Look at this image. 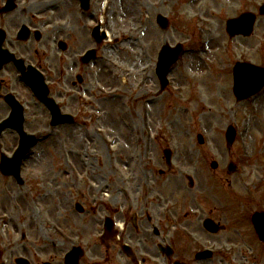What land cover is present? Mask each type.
<instances>
[{
  "label": "rangeland",
  "instance_id": "1",
  "mask_svg": "<svg viewBox=\"0 0 264 264\" xmlns=\"http://www.w3.org/2000/svg\"><path fill=\"white\" fill-rule=\"evenodd\" d=\"M35 2L41 9L57 0ZM32 3L21 1L18 14L31 9ZM263 3L264 0H93L92 12L86 15L76 0H63L60 11L49 14L53 22L77 14L89 29L106 30L111 40L98 47L91 39V30L87 41L83 40L84 46L99 51V58L94 63L90 95L85 97L91 105L83 109L84 117L78 118L80 124L54 131L51 139L35 148L23 174L24 187L13 180L3 181L0 175V217L13 220L7 229L0 219V240L7 241L9 234L19 239L15 234L28 230L26 226L49 229L52 222H62L54 208V188L50 185H54L60 169L73 174L64 159H71L79 173L100 177L99 183L90 185L102 199L104 175L111 172L112 178L119 176L123 165L130 161L137 171L149 147L153 149L152 157L155 149L160 157V148L177 151L175 165H180L178 161L182 159L192 163L204 160L209 162V168L212 161L224 169L232 162L242 166L234 176L223 171V181H234L231 191L222 192L224 206H234V218L243 230L248 222L246 212H264V183L259 181L264 179V93L243 103H238L233 94V69L237 63L264 67V19L251 39L230 40L226 34L228 20L245 12H258ZM36 12L32 10V14ZM159 15L170 20L167 31L157 25ZM127 37L130 40L125 42ZM203 37L210 44L209 53H199ZM167 44H182L188 53L173 70L169 88L162 91L156 70L160 51ZM34 105L32 102L31 111L38 115L41 109ZM33 118L29 119L31 133L37 132ZM233 123L246 135V145H250L247 157L241 141L227 150L225 134ZM50 131L46 122V130L39 136ZM199 135L206 140L204 146L198 144ZM5 140L11 143L13 136H6ZM5 152L12 153L7 149ZM43 176L45 180L40 182ZM37 184H43L41 190L48 195L47 212L41 216L34 201L39 194ZM115 190L111 188V195ZM234 241V264L236 257L248 250L259 254L258 260L264 264L261 244L252 242L249 247L244 238L238 237Z\"/></svg>",
  "mask_w": 264,
  "mask_h": 264
},
{
  "label": "flooded vegetation",
  "instance_id": "2",
  "mask_svg": "<svg viewBox=\"0 0 264 264\" xmlns=\"http://www.w3.org/2000/svg\"><path fill=\"white\" fill-rule=\"evenodd\" d=\"M28 12L0 15V30L6 33L3 50L24 59L26 64L33 63L43 72L55 99L67 103L65 94L68 96L72 89L87 96L93 66L88 68L78 58L80 52L87 51L83 44L90 33L87 23L81 22L77 14L53 22L48 13ZM25 26L31 34L27 42H21L17 36ZM53 40L66 44L67 48L55 61L50 56ZM78 76L82 77L81 83ZM54 81L59 83L60 91L54 88ZM10 97L27 112L31 95L15 63L0 67V122L12 112ZM72 103L80 107L78 100ZM150 172V176L143 177L130 170L119 179V195L102 203L83 180L61 178L56 206L60 214L65 213L66 222L57 226L66 238L45 229L34 237L25 234L19 245L9 243L7 261L9 264H19L20 259L25 260L22 264H234V221L228 222L229 214L223 209L218 191L222 175L218 171L203 178L195 174L194 182L186 190L183 182L188 177L174 175L173 169L159 170L157 174L152 167ZM63 189H69L70 195L64 196L67 192ZM78 203L84 213L75 217L71 210ZM222 248L227 249L224 255ZM211 250L212 256L202 257L204 251ZM4 254L1 250V255Z\"/></svg>",
  "mask_w": 264,
  "mask_h": 264
},
{
  "label": "water",
  "instance_id": "3",
  "mask_svg": "<svg viewBox=\"0 0 264 264\" xmlns=\"http://www.w3.org/2000/svg\"><path fill=\"white\" fill-rule=\"evenodd\" d=\"M159 23L160 25L162 26L163 29H167L168 27V21L165 20L163 17H160L159 18ZM229 31L231 34H234V23H231L230 24V27H229ZM167 51L165 50V52L163 53L162 55V58L163 56L169 54V56L171 55L172 58L167 62L165 60L162 61L161 63V66H160V76L163 77L164 73L169 69L170 66H172L173 64L176 63L180 53H181V48H178L177 50L175 51H168V53H166ZM257 74V75H256ZM255 76H258V77H255ZM235 78H236V88H235V93L236 95L238 96V98L240 100H244L247 98L246 95L242 94V89L244 88V82H247V83H250L251 85L252 84V78H255L256 80H260V84L258 86L255 87V89L259 90L261 89L262 87H264V74L263 73H258L256 70L250 68V67H247V66H244V67H239L236 71H235ZM232 139V137H231ZM30 145H32V140H30L28 143H27V146L26 145H23L21 150L19 151V159L17 161V168H19V161L24 157V153H25V149L29 148Z\"/></svg>",
  "mask_w": 264,
  "mask_h": 264
},
{
  "label": "bare ground",
  "instance_id": "4",
  "mask_svg": "<svg viewBox=\"0 0 264 264\" xmlns=\"http://www.w3.org/2000/svg\"><path fill=\"white\" fill-rule=\"evenodd\" d=\"M129 40H130V38H128V37L124 39L125 42H128Z\"/></svg>",
  "mask_w": 264,
  "mask_h": 264
}]
</instances>
